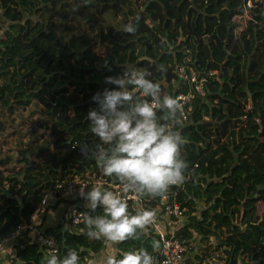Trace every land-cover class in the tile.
<instances>
[{"label": "trees", "instance_id": "1", "mask_svg": "<svg viewBox=\"0 0 264 264\" xmlns=\"http://www.w3.org/2000/svg\"><path fill=\"white\" fill-rule=\"evenodd\" d=\"M253 2L246 17L244 0H0V133L7 115L33 113L27 119L32 141L17 156L0 157V242L59 183L103 174L91 156L102 142L90 131L88 113L99 109L97 93L117 89L106 78L143 70L174 97L187 87L175 68L190 48L206 92L193 101L188 121L172 125L186 140L181 157L188 167L185 181L166 192L176 191L191 212L198 201L205 204L187 229L215 234L220 248L231 247L234 263L264 264V0ZM129 24L135 32L125 31ZM164 115L157 109L158 118ZM88 211L103 214L99 206ZM48 230L59 238L57 257L75 249L80 264L106 244L90 239L83 223ZM138 235L119 249L151 254L153 246ZM46 256L24 232L0 264H46Z\"/></svg>", "mask_w": 264, "mask_h": 264}, {"label": "clouds", "instance_id": "2", "mask_svg": "<svg viewBox=\"0 0 264 264\" xmlns=\"http://www.w3.org/2000/svg\"><path fill=\"white\" fill-rule=\"evenodd\" d=\"M135 30L131 24L125 27L130 33ZM147 75L143 70L132 68L118 78H106V82L116 85L117 89H105L93 97L99 109L88 113L90 131L102 143L90 151L103 175L115 176L124 193L162 195L169 186L182 184L186 179L184 173L188 165L181 157V146L186 140L172 126L181 123L184 106L178 98L161 96L159 83L147 79ZM137 92L151 97V101L137 97ZM157 109L165 115L158 118ZM81 150L87 157V146ZM86 187H81L80 195L88 201L87 207L103 208L102 215L81 214L76 221L85 225L90 239L119 244L130 238L138 239V232L153 223L154 211L141 208L132 214L120 193L98 184L87 192ZM47 243L49 248H54L51 241ZM45 261L46 264H80V256L71 249L62 259L52 254L46 256ZM99 264H154V257L140 248L106 255Z\"/></svg>", "mask_w": 264, "mask_h": 264}, {"label": "built area", "instance_id": "3", "mask_svg": "<svg viewBox=\"0 0 264 264\" xmlns=\"http://www.w3.org/2000/svg\"><path fill=\"white\" fill-rule=\"evenodd\" d=\"M253 0H244V15L250 16L253 7ZM203 13L206 11L203 10ZM184 59L177 63L175 73L180 81L187 87L176 92L174 98H178L183 104L182 120L188 121L192 103L198 96L205 95L206 77L200 76L196 68V58L190 48H184ZM211 74H215L212 71ZM251 108L250 105L247 109ZM100 185L102 188L120 193L128 202L129 212L134 214L136 209L152 210L155 213L153 223L140 232L144 242L153 246L151 255L154 257V264H258L259 260L238 259L235 263L228 255L231 247L222 245L219 247V240L215 234L207 237L203 233L187 226L191 216H201L205 207L191 212L189 207L183 204L176 191L166 192L154 201L148 200L140 193L122 191V185L115 183L108 176L98 173H88L85 176L76 175L74 179L61 182L55 190H50L42 199L37 210L26 222L19 224L16 230L0 242V254L9 252V246L13 243L18 234L28 232L34 241L39 243L49 255L60 253L59 238L48 230L45 222L52 208L59 202H68L64 217L63 227L77 226L82 222H76L81 214L89 215L88 201L80 195L81 187L87 185L85 191H91L93 185ZM199 204V201H198ZM51 241L54 248H49L47 242ZM120 244V243H119ZM119 244H112L106 241L104 248L94 258L86 257L81 264H99L100 256L118 253Z\"/></svg>", "mask_w": 264, "mask_h": 264}, {"label": "rangeland", "instance_id": "4", "mask_svg": "<svg viewBox=\"0 0 264 264\" xmlns=\"http://www.w3.org/2000/svg\"><path fill=\"white\" fill-rule=\"evenodd\" d=\"M85 21H89L88 12H84ZM167 95V92H162L161 96ZM33 115L31 108L26 110H17L15 114L7 115L6 130L0 133V157H5L7 154L17 156L16 153L20 146L26 147L29 141H32L33 136L29 133L31 125L27 122L28 117ZM4 142V143H3ZM203 205L199 202L198 209H202ZM2 255L0 254V258Z\"/></svg>", "mask_w": 264, "mask_h": 264}, {"label": "crops", "instance_id": "5", "mask_svg": "<svg viewBox=\"0 0 264 264\" xmlns=\"http://www.w3.org/2000/svg\"><path fill=\"white\" fill-rule=\"evenodd\" d=\"M68 202L66 200L59 201L51 210L45 225L47 228H52V227H57L59 225H64L63 224V217H64V212L65 208L67 206ZM99 254V253H98ZM104 257V256H103ZM100 256V258H103Z\"/></svg>", "mask_w": 264, "mask_h": 264}, {"label": "water", "instance_id": "6", "mask_svg": "<svg viewBox=\"0 0 264 264\" xmlns=\"http://www.w3.org/2000/svg\"><path fill=\"white\" fill-rule=\"evenodd\" d=\"M250 102H252V99H250ZM64 228H66V227H64Z\"/></svg>", "mask_w": 264, "mask_h": 264}]
</instances>
